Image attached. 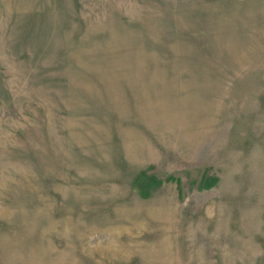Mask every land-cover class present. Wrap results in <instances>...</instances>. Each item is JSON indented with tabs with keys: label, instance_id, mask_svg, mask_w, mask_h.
Segmentation results:
<instances>
[{
	"label": "rangeland",
	"instance_id": "rangeland-1",
	"mask_svg": "<svg viewBox=\"0 0 264 264\" xmlns=\"http://www.w3.org/2000/svg\"><path fill=\"white\" fill-rule=\"evenodd\" d=\"M0 264H264V0H0Z\"/></svg>",
	"mask_w": 264,
	"mask_h": 264
}]
</instances>
